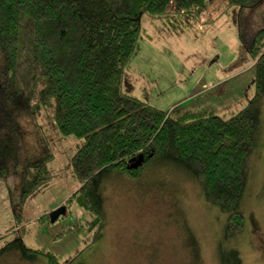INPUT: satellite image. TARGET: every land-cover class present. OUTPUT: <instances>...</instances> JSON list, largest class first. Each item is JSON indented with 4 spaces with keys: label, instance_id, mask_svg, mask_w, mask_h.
Here are the masks:
<instances>
[{
    "label": "rangeland",
    "instance_id": "rangeland-1",
    "mask_svg": "<svg viewBox=\"0 0 264 264\" xmlns=\"http://www.w3.org/2000/svg\"><path fill=\"white\" fill-rule=\"evenodd\" d=\"M140 23L125 67L126 92L172 113L208 110L225 118L254 95V59L243 40L263 25L264 0L243 11L207 0L198 18L143 13ZM16 121V149L0 178V264H49L46 255L26 257L20 240L53 253L59 264H232L234 253L241 264H264V101L243 200L245 226L232 237L225 234L227 214L204 198L190 170L157 160L138 179L118 172L102 178L106 224L94 238L93 213L69 201L81 185L71 158L83 138L63 134L44 108L22 110ZM44 149L53 155L51 177L22 202L24 167ZM61 206L65 212L52 219Z\"/></svg>",
    "mask_w": 264,
    "mask_h": 264
},
{
    "label": "trees",
    "instance_id": "trees-1",
    "mask_svg": "<svg viewBox=\"0 0 264 264\" xmlns=\"http://www.w3.org/2000/svg\"><path fill=\"white\" fill-rule=\"evenodd\" d=\"M262 1L227 0L240 11ZM206 4L207 0H0V178L8 174L16 149L17 113L35 114L44 108L63 134L83 138L71 158L81 185L69 201L75 198L93 213L88 224L97 225L94 238L106 224L102 178L118 172L138 179L157 160L190 170L204 198L227 214L226 237L241 232L249 162L264 101V23L249 42L243 40L254 59V95L228 118L208 110L172 113L123 89L142 14L198 18ZM43 153L24 167L22 202L51 177L48 162L53 155L47 149ZM18 247L28 258L46 255L49 264H59L51 252L22 240ZM234 254L232 264H241Z\"/></svg>",
    "mask_w": 264,
    "mask_h": 264
},
{
    "label": "water",
    "instance_id": "water-1",
    "mask_svg": "<svg viewBox=\"0 0 264 264\" xmlns=\"http://www.w3.org/2000/svg\"><path fill=\"white\" fill-rule=\"evenodd\" d=\"M142 162V157L140 158V160L138 161L137 164H135V166H137L138 164H140ZM65 212V207L61 206L60 208L56 209L55 211L52 212L51 216L52 219H55L56 217H58L59 214L64 213Z\"/></svg>",
    "mask_w": 264,
    "mask_h": 264
}]
</instances>
